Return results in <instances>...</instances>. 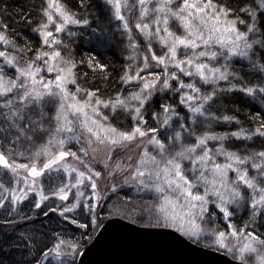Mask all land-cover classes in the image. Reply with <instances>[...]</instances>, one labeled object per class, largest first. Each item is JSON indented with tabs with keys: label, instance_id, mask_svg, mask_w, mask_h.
<instances>
[{
	"label": "snow or ice",
	"instance_id": "6c2138e0",
	"mask_svg": "<svg viewBox=\"0 0 264 264\" xmlns=\"http://www.w3.org/2000/svg\"><path fill=\"white\" fill-rule=\"evenodd\" d=\"M80 3L83 5L85 0H80ZM241 3L243 7L239 6ZM106 4L117 21V27H122L127 33L133 57L139 42L133 35V26L125 10L128 13L138 10L134 27L147 41L148 50L153 48V40H158L167 48L163 55L151 51V59L145 55L142 64H136L133 59L135 69L129 65L120 79L125 84L138 82L139 90L127 96L116 92L115 97L105 99L100 95L99 88H84L78 82L77 65L85 62L75 59L69 51L70 41L65 44L61 34L67 32L70 38L73 36L70 25H88L89 20L80 18L69 6L68 0H42L39 9L41 22L32 29L40 39V46L34 54L32 48L18 44L13 36L0 31V43L5 46L0 48V120L8 124L4 131L16 130L13 141L23 138L34 142L38 138L37 132L41 138L47 135V140L31 154L30 163H18L12 158L14 153L9 154L0 145V165L14 174L17 183L22 177L24 185H31L8 188L0 182V189L10 194L0 196V206L10 198L15 214V219L7 223L32 219L16 207L30 192L39 194V199L31 205L35 209H40L49 196L68 200L69 184L62 183L59 189L50 190L45 195L43 185L39 183L46 170L62 167L69 173H76V185L83 184L85 178L90 182L93 200L85 196L81 209L85 213L83 218L89 223L66 215L81 208L82 192L76 194L74 203L57 205L49 211L57 212L63 220L79 228L99 227L104 194L95 178L100 177L101 172L91 162L87 163V171H81L68 164L65 158L84 160L90 155V149L95 152L103 145L107 153L105 166L110 167L107 162L112 160L116 151L129 149L139 142L143 150L136 164L117 163L115 168L121 171L132 169L125 183H134L138 192L150 195L151 199L141 206L129 205L123 212L109 206V216L123 215L131 224L144 227L173 229L193 243L204 241L205 247L226 251L238 264H264V231L260 230L264 229V148L243 154L227 150L220 143L213 149L208 146L210 139L221 140L229 134L217 136L205 132L197 135L193 130L197 122L196 114L214 116L207 112L205 104L217 93L215 89L203 93L202 85L228 80V65L232 57L251 61L256 47L264 60V0H238L236 6H232L230 0H135V3L106 0ZM244 16L249 19H244ZM173 24L176 30H173ZM4 27L7 28V25ZM257 34L259 38H256ZM221 57L225 62L223 64L217 59ZM213 62L217 66H213ZM87 64L93 70L107 71L108 68V65L92 57ZM160 66H163L162 71L150 70ZM258 67L264 70V63H258ZM42 70L54 75L46 76ZM9 72L12 74L9 75ZM84 75L87 76V73ZM184 77H188V81ZM175 82L178 84L173 87ZM69 83L75 86V91L69 89ZM231 87L242 88L249 94L257 90L264 93V85L243 87L232 84ZM166 89L180 94L179 104L192 114V125L181 122L188 117L176 111V104L160 103L157 111L151 110L154 93H162ZM81 93L83 99L79 98ZM53 106L54 114L51 111ZM101 106L110 109L109 114L106 115ZM37 107L39 114L34 111ZM46 107L49 108L47 113L44 112ZM122 114L131 117L128 129L112 123ZM146 114L153 118L155 127L150 126ZM172 116L178 117L176 128L172 127ZM216 119L228 121L236 117ZM77 124L82 129L80 133L63 135L75 132ZM0 128H3L2 123ZM231 135L264 138V123L254 132L240 129ZM193 137L194 142H185ZM68 140L82 145L78 148L82 156L65 147ZM148 145L155 146V154L149 152ZM12 147L14 145L10 143L9 149ZM41 156L47 157L42 165L37 163ZM218 156H222L223 161L218 160ZM249 208L251 224H238L239 214ZM44 215L47 216V213ZM19 237L21 243L17 246L22 247L31 259L17 261V264H52L53 261L77 264L76 258L87 242L83 233L76 240L62 238L63 233L42 234V238H37L31 232H20ZM37 254L39 258H36Z\"/></svg>",
	"mask_w": 264,
	"mask_h": 264
},
{
	"label": "rangeland",
	"instance_id": "374dc122",
	"mask_svg": "<svg viewBox=\"0 0 264 264\" xmlns=\"http://www.w3.org/2000/svg\"><path fill=\"white\" fill-rule=\"evenodd\" d=\"M129 2L135 3V0H129ZM100 3H101V10H102L100 12V15L103 16L104 22L100 21L99 19H96L93 21L88 19L89 20L88 25H70L69 28L71 32L73 33V36L69 38L67 32L61 34L62 38L65 41V44H68L67 42L74 40V39L78 41L82 37H84V35L86 34H87V37L90 39V41H92V43H95L96 45L103 43L101 39L113 38V41L115 43L113 48L114 49L118 48V50H124V52H126V55H125L126 65L124 67L125 70L127 69L129 65H132L133 70L135 69L136 65L132 64L133 59H135L136 64H142L145 55H148L149 59H151V51H156L157 55H163V53L167 51V48L163 47L158 40H153L152 41L153 48L151 50H148L146 47L147 41L144 40L143 36L138 34V30H136L134 27L136 23V18L138 16V10L134 11L133 13H128L127 10H125V15L130 17L129 22L133 26V35L135 39L139 42V47L135 48L136 55L135 57H133L132 56L133 48L129 46L131 41L129 40L127 33L124 32L122 27L120 28L117 27V21L112 17L111 12L109 10V6L106 4V0H102V2L100 1ZM41 6H42V0H39L38 11H35L33 15V17L35 18L34 27L36 26V24L41 22V13L39 12V9L41 8ZM102 14H105L106 16ZM243 18L249 19L247 16H244ZM90 22H92L93 24H91ZM0 23H1L0 31L7 32L5 30L4 22L2 19H0ZM100 27H101V30L98 29ZM172 27H173V30H176L175 24H173ZM240 27L243 30V26L240 25ZM32 33L34 32L32 31ZM34 34L37 36V39H38V45L35 48L36 50L40 46V39H39L38 33H34ZM256 38H259V34H257ZM85 43L86 41L84 42V44ZM3 47L5 46L2 45V43H0V48H3ZM8 47H9V50L11 51L12 50L11 47L10 46ZM215 47H218V46H215ZM34 52L32 54H34ZM217 59L220 64L225 63L222 57L217 58ZM258 63H264V60L261 59L260 50L258 47H256V54L253 56L251 61L247 58H242L238 56L232 57L228 65L229 66V79L226 81L218 80L215 84L209 83L206 85H202V92L206 94L208 92H211L213 89H215L217 94L215 97H213L212 100H215L218 97L228 98L234 94L236 97L241 98L242 100H245L248 106H258L262 108L263 106H261V101L262 99H264V93H260L257 90L253 94H249V93H245L242 90V88H232L231 87L232 84L242 85L243 87H248L250 85H264V70L258 67ZM152 64L154 65L155 62L152 61ZM213 66H217L215 62H213ZM150 70L162 71L163 66H160L159 68H152ZM172 70H175V69L173 68ZM244 70H247L249 72V74L247 73L248 76H244V73H243ZM42 73L46 76L54 75L52 73H47L46 70H42ZM8 74L11 75L12 73L9 72ZM141 75H144V73H141ZM184 79L188 81L189 78L184 77ZM196 81L199 82V77L196 78ZM177 84L178 82H175L173 84V87H176ZM124 86H125V90L121 91V94L124 96H127L131 92L139 90L138 82H131L130 84H124ZM198 86H201V84L198 83ZM68 87L70 90L75 91V86L72 85L71 83H69ZM155 94H158V95L165 94L171 97L172 99H174L175 100L174 104L177 105L176 111L180 112L181 116L188 117V119L181 121V122L192 125L193 122L190 118L192 114L189 112V110L185 106L179 104V99H180L179 93L169 91L166 89L162 93L157 92V93H154V95ZM112 97H115V95ZM79 98L80 99L84 98L83 93L80 94ZM212 100L206 102L205 104V108L207 112L209 113H212L213 111L212 110L213 108L211 107ZM132 103H135V101H132ZM34 111L37 114H39L40 110L37 107L36 109H34ZM51 111L54 114V106L52 107ZM102 111H104L105 114L107 115L109 114L110 109H103L102 107ZM44 112L46 113L49 112V108L46 107L44 109ZM196 115H197V122L193 130L196 132L197 135H201L205 132H210L217 136H221L224 133L229 134L227 136H224L223 139L221 140H211L210 139L208 141V146L213 149H215V147L220 143H223L224 148L227 150L239 151L243 154H249L254 151L258 152L262 148H264V138H261L258 135L253 136L252 139H248L247 137H235L231 135V133L236 132L237 130H240V129H243L246 132H254L256 127L258 126L251 125L250 127H247V126L242 125L241 122H236L235 120L225 121V120L216 119V117H222L223 115L222 116L214 115V116H207V117L201 116L200 114H196ZM109 118L110 120L112 119L111 116ZM146 119L148 120L149 124H151L150 126L152 127L156 126V124L153 122V118L150 117L149 119L146 117ZM33 120H35V116H33ZM177 120H178V117L172 116V122H173L172 127L173 128L177 127L176 125ZM130 121H131L130 116H126L125 114H122L120 116H117L116 119L112 120V123L116 124L117 127L128 129ZM0 123L3 124V128H0V145H2V150L8 152L9 154L14 153V155H12V158L15 159L18 163H30L31 159L33 158L31 154L35 151L36 147H39L41 143L47 140V135H44L41 138L40 133L37 132L38 138L35 139L34 142L28 141L27 139H23V138L19 141H13L12 136L16 133V130L11 129L7 133H5L4 129L8 127V124L7 122H4L2 120H0ZM47 123L48 122L46 120L45 121L46 126H47ZM81 131L82 129H80L79 125L77 124L75 132L73 133L66 132L63 135L64 136L76 135L80 133ZM169 134H171V132H169ZM161 138L163 139V137ZM185 142L186 143L194 142V137L192 139H186ZM10 143L14 145V147H12L11 149H9ZM81 146L82 145L77 144L75 140H68L66 141V145H65L66 148H71L72 151H77V154L82 156L83 154L78 152V148ZM154 148H155L154 145H148L149 152H153V154H155ZM142 150H143V145H140L139 142H137L136 144H132L129 149L116 151L112 160L107 162L110 165V167L105 166V160H106L107 153L103 145L99 146L95 152H92L90 149V155L84 160L77 161L72 157H67L65 159L68 164H71L73 167L79 168L81 171H87L88 162L93 163L96 167V170L101 172V176L95 178L100 191L104 194V199L102 201L103 207L100 211L104 210V211L109 212L110 210L109 206H112L113 210L119 209L121 210V212H123V210L126 209L129 205L141 206L145 202L150 201L151 199L150 195L145 194L143 192H138L137 186L134 183H125V178L129 175L132 169H125L121 171L120 169L115 168V165L117 163H120L122 165H127V164L135 165L137 158ZM20 152H23L24 155L23 156L19 155ZM129 156L132 157L131 160L128 159ZM46 158L47 157L41 156L38 159L37 163L42 165V163L44 162ZM217 159L223 161L224 158L222 156H218ZM251 171L253 172V174L255 173V170H251ZM19 179L21 182L17 183V178L14 176V174L11 173L10 170L4 169L3 166H0V182H2L5 187H8V188L24 187L26 188V187L31 186V185H24L22 182V177ZM75 179H76L75 172L69 173L65 171L64 168L62 167L61 168L53 167L51 171L46 170V173L43 174L39 178V183L43 185L44 194L48 195V192L50 190L59 189L63 183V184H69V193H68L69 198L67 201H65V200L60 199L58 196L57 197L49 196L48 199L45 200L43 203L44 204L47 203L48 206L53 205L55 207L57 205H70L71 203H74L76 201V194L78 192H82L84 195L80 197L81 208H77L71 213H66V215H70V216L73 215L75 217L77 216L75 215L76 212L77 214L81 213L85 215V213L81 211L83 207L84 197L86 196L89 200H93V197L91 196L92 189L90 186V182L86 178L84 180V183L81 185H76ZM113 185H115V187H113ZM123 194L126 195L128 198L122 199L120 196ZM0 196H10V194L7 192H4L3 189H0ZM38 199H39L38 192H30L28 193V196L25 198V200L20 201L16 205V207L18 208L19 212L25 215V212L21 210L25 209L27 206L29 207L30 210L33 209L34 207L30 208L29 205H31V203H35ZM12 207L13 206L11 204V199L9 198V200L5 202V205L0 206V216L9 217L10 215H12V217L15 219V214L12 212ZM233 207H235V205H233ZM239 215H240V218L238 221H236L238 224H243L245 222H248L249 224H251V221L249 219L251 215L250 208L246 212L239 214ZM111 216H117V215H111ZM111 216L107 214L105 219ZM119 216L124 218L123 215H119ZM8 217H6L7 221L14 220V219H9ZM81 219H82V222L89 223V220L84 219V218H81ZM99 219H100V225H101L105 219H101V217ZM6 220L4 223H1V226H2L1 230L5 232L7 229L6 225L13 224V223H7ZM68 222L70 223V221ZM74 226L79 228L77 225H74ZM93 227L95 226L90 225L88 229H83V228H79V229H83V231L87 233L90 230L92 231ZM98 228L99 227H95V231H92L93 233L92 236H94ZM80 235H81V232L77 235V237L75 238L73 237L72 240L79 239ZM84 239L85 241L87 240L88 241L81 248V251L92 240V239L90 240L89 237L87 239L85 235H84ZM195 244L205 247L204 241H201L200 243H195ZM206 248L219 251L229 256L230 258H232L226 251L220 250L216 247H206ZM78 257L79 256H77L76 260H78ZM52 264H58V262L53 261Z\"/></svg>",
	"mask_w": 264,
	"mask_h": 264
},
{
	"label": "trees",
	"instance_id": "16d2710c",
	"mask_svg": "<svg viewBox=\"0 0 264 264\" xmlns=\"http://www.w3.org/2000/svg\"><path fill=\"white\" fill-rule=\"evenodd\" d=\"M100 1L102 2V0H85L82 5L80 0H68V3L72 10L79 14L80 18H87L92 21L99 19L104 22L103 16L100 15L102 11ZM237 2L238 0H230L232 6H236ZM239 6L243 7V4L241 3ZM38 8L39 0H0V19L3 20L4 26L7 25L5 30L14 37L18 44H26L33 49V52L38 45L37 36L32 33L35 23L33 15L35 11H38ZM90 23L93 24L92 22ZM98 29L101 30V27ZM82 38L78 41L75 39L71 40L69 45V51L74 55L75 59L85 62L77 65L78 82L81 86L84 88H99L100 95L105 99L114 96L116 92L124 91L125 83L121 81L120 77L125 71L126 52L113 48L115 45L113 38L101 39L103 43L97 45L90 41L87 34ZM85 41L86 43L84 44ZM67 43L69 44V42ZM90 57L108 65L107 71L101 69L93 70L88 67L87 61ZM84 73H87V76ZM243 73L244 76L249 74L247 70H244ZM160 103L174 104L175 100L165 94H155L152 97L151 110L156 111L157 105ZM261 106L263 107L248 106L245 100L236 97L234 94L228 98L218 97L211 102L214 115L236 117L234 119L236 122H241L242 125L247 127L251 125L259 126L264 123V99L261 101ZM146 107H149V105L146 104ZM146 117L150 119L147 115ZM120 197L122 199L128 198L124 194ZM31 205H29L30 208L32 207ZM54 207L43 203L40 209L33 208L30 210L27 206L21 211L25 212V215L32 217V219L22 223L7 224L6 232L1 230V223H4L8 216H0V261H3V264H17V261L31 259L22 247L17 246L21 243L20 232H31L37 238H42V234L63 233L62 238L67 239L75 238L81 232L87 239L89 234H91L90 240L93 238L91 230L86 233L83 229H79L68 221L63 220L57 212L49 211V209ZM44 213H47V216ZM108 213V211H101V219H105ZM75 215H77L75 217L79 218L84 217L83 214H77V212ZM8 218L14 219L12 215ZM256 227L259 228V223L256 224ZM260 230L264 231V229ZM36 258H39V254H37Z\"/></svg>",
	"mask_w": 264,
	"mask_h": 264
},
{
	"label": "water",
	"instance_id": "95a60500",
	"mask_svg": "<svg viewBox=\"0 0 264 264\" xmlns=\"http://www.w3.org/2000/svg\"><path fill=\"white\" fill-rule=\"evenodd\" d=\"M2 166V165H0ZM238 264L229 256L189 241L173 229L106 218L82 249L77 264Z\"/></svg>",
	"mask_w": 264,
	"mask_h": 264
}]
</instances>
